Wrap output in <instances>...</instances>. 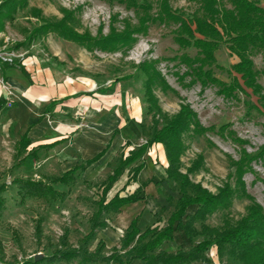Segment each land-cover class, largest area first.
Instances as JSON below:
<instances>
[{"label":"rangeland","instance_id":"1","mask_svg":"<svg viewBox=\"0 0 264 264\" xmlns=\"http://www.w3.org/2000/svg\"><path fill=\"white\" fill-rule=\"evenodd\" d=\"M147 1L151 5L150 12L153 13L159 0ZM167 1L171 8L181 11L185 17L200 12V0ZM218 3L229 6L228 0H218ZM260 3L264 6V0H260ZM66 10L70 14L65 19L68 27L79 33L86 31L95 37L106 34L111 26L115 30H121L124 19L133 25L136 23L134 11L119 0H25L23 5L17 3L3 17L0 28L3 29L4 23L7 24L8 38H5V42L8 45L3 48L8 50V62H13L15 67L22 65L23 73L31 77L30 82L34 80L36 84H40L44 79L45 83H59L62 87L69 86L75 90L70 104L61 99L42 115L45 126L49 127L53 121L56 124L60 122V126L72 129L70 133H66L64 140H72L80 128L93 126L91 123L100 116V109L105 114H115L118 111L121 119L116 125L117 131L112 135L115 141L110 142L109 151L113 150V154L105 164L107 172L119 155L142 143L154 127L163 123L165 116L175 112L181 102H186L195 111L201 125H212L214 129L196 132L190 128L182 133L184 149L179 156L180 170L186 171L197 156L201 155V160L195 162L196 168L188 172L190 180L200 182L212 192L224 182H228L234 189L227 207L217 208L201 221L194 219L190 224L196 229L200 222L219 226L223 218L233 222L245 213L250 199L235 182L234 163L239 159L242 149L251 155L248 167L241 175L243 191L264 209V105L261 104L264 98L251 93L248 88L246 91L237 89L230 94H223L213 83L192 82L191 74L185 73L188 67L175 56L182 52L194 56L195 48L180 47L175 42V22H149L146 32L134 34L136 40L124 50L100 49L86 42L64 38L54 30H34V27L44 21L60 19ZM250 56L256 70V81L264 95V61L261 51L253 49ZM214 58L212 63L203 68H209L212 75L229 82L234 74L230 64L237 60L236 55L221 41L214 51ZM143 59H155L156 69L166 83L163 85L156 82L152 86L160 111L148 106L144 95V74L138 67ZM10 101L8 99L5 105L9 107ZM59 102H62L61 109L57 110L56 103ZM54 110L57 111L56 114ZM107 123L110 134L114 125L110 120ZM220 124L225 125L221 130H216ZM37 127L31 125L28 130L35 132ZM15 133L14 130H9L8 149L0 151V183L5 184L0 194L3 198L0 206V264H20L27 259L33 260L34 253L41 254L37 258L38 264H78L76 257L47 260L44 255L77 246L88 230L89 217L96 207L100 179L91 182L84 179V173H76L66 182L50 183L57 192L54 196L23 194V189H18L14 178L31 177L48 182L50 176L59 174L63 168L54 163L53 157L41 162L32 160L30 155L36 156L37 148L33 150V154L28 155L27 160L19 162V157L25 151L14 155L15 149H11V146ZM105 136L106 134L101 135V144H105ZM48 139L50 137L43 138L44 141ZM61 144L65 146L67 143ZM38 148L40 153L52 151L43 145ZM139 160H143L144 164L139 172V179L156 178L155 182L161 184L159 195L164 198V202L152 217L160 227L179 195L177 184L164 176L166 160L162 156L160 144L157 152L144 153L124 168L123 174L128 175L130 167ZM194 208L195 204L188 205L185 214H190ZM112 214L101 215L106 225L95 229L93 237L86 244L88 250H93L99 238L105 242L100 250L102 254H107L113 246H118L122 233L119 235L121 230L116 229L112 222ZM39 217L41 234L38 237L33 226ZM139 224L142 225V221ZM63 231L64 244L60 241ZM202 236L203 234H196L189 241L182 230H174L172 240L163 241L158 248L167 251L187 249ZM204 253L210 258L209 262L191 261L185 264H238L236 259L228 256L226 249L217 253L215 245H210ZM88 264L104 263L94 261Z\"/></svg>","mask_w":264,"mask_h":264},{"label":"trees","instance_id":"2","mask_svg":"<svg viewBox=\"0 0 264 264\" xmlns=\"http://www.w3.org/2000/svg\"><path fill=\"white\" fill-rule=\"evenodd\" d=\"M119 1L125 7L131 8L136 14L134 25L124 19L121 30H115L111 26L106 34L95 37L86 31L79 33L68 27L65 19L70 14L66 10L64 16L60 19L44 21L34 27V30H54L64 38L86 42L100 49L124 50L136 40L134 34L146 32L149 22H175L177 24L173 37L175 42L180 47L192 46L195 48L194 56H190L186 52L175 56L179 62L188 67L185 73L191 74L190 80L192 82L213 83L218 87V91L223 94H230L237 89L246 91L248 88L251 93L264 98V95L260 92V84L256 81V70L250 56L251 51L257 49L261 51L264 61V6L260 3V0H228L229 6L219 4L218 0H200L199 14L195 13L190 17H185L181 11L171 8L167 0H159L153 13L150 12L151 5L147 0ZM17 3L23 5L25 0H0V23L3 17L15 8ZM221 41H224L229 51L237 57V60L230 64V69L234 74L229 82L212 75L209 68H203L204 65L214 61V51ZM3 62L8 63V66L14 64L13 62ZM16 66L24 72L22 65ZM138 67L144 74L143 87L148 106L160 111L152 86L156 82L163 85H166V83L159 70L156 69L155 59H143L138 63ZM261 104L264 105V101ZM47 106L44 110L47 109ZM154 121L155 119L152 122ZM224 125L220 124L216 130H221ZM28 127L29 125L16 140L14 155L25 151L26 146L29 144ZM190 128L196 132H203L213 130L214 126L201 125L195 111L189 104L181 102L175 112L164 117V121L159 127L153 128L147 139L129 149L125 155L118 157L117 163L111 172L100 183V193L95 200V210L89 217L88 230L80 238L77 246L55 250L49 255H44L45 259L66 260L76 257L78 264H88L94 261H100L104 264H111L112 262L127 264L134 258L140 259L143 264H185L191 261L207 263L210 258L204 252L210 245H215L217 253H221L223 249H226L228 256L236 259L238 264H264V209L249 194L243 191L244 185L241 175L244 169L248 167V162L251 159V155L245 152L244 149H242L239 159L235 160L234 163L235 182L241 192L250 199L245 213L233 222L229 221L228 218H223L219 226H210L200 222L199 228L196 229L190 224L194 219L201 221L205 215L217 208L227 207L234 192L228 182H224L217 187L215 192H212L201 185L200 182L190 180L188 172L196 168L195 162L201 160V155L197 156L196 161L192 162L186 168V171L180 170L179 156L184 149L182 133ZM116 131L117 127H114L109 138ZM108 143L109 140L92 156L81 160L58 175L50 176L48 182L30 177H18L14 178L13 181L17 182L19 190L23 189V194L38 197L54 196L57 192L50 183L66 182L72 179L77 170H82L86 165L96 160L104 152ZM153 143L162 144L166 159L164 172L168 178L177 184L179 193L164 224L160 227L152 225L139 229L136 225V217H132L119 239L118 246H113L109 253H100L101 248L104 246L102 239L96 241L92 251L88 250L86 244L93 237L95 229L106 225L101 215L116 212L123 203L139 198L140 186L125 195H119L115 192L107 200H105V192L123 169L138 159ZM47 144L51 143L40 145ZM34 149H29L25 155L19 157V161L26 155L33 154ZM141 166L142 162L131 166L128 179L134 178ZM4 188L5 184L1 182L0 194ZM2 204L3 198L0 195V206ZM190 204H195V208L190 214H185V209ZM183 217L185 219H182ZM40 221L41 217L34 221L33 226L34 233L38 237L41 234ZM177 229L182 230L189 241L196 234H203V236L187 249L177 248L174 251H167L158 248L163 241L172 240L173 232ZM60 241L64 244L65 231L61 234ZM20 264H38V261L37 259H27Z\"/></svg>","mask_w":264,"mask_h":264},{"label":"crops","instance_id":"3","mask_svg":"<svg viewBox=\"0 0 264 264\" xmlns=\"http://www.w3.org/2000/svg\"><path fill=\"white\" fill-rule=\"evenodd\" d=\"M5 38H8V29L6 23H4L3 29L0 28V48L8 45L5 42ZM29 76L30 75L24 74L23 71L14 65L8 66V63H4L3 61L0 62V151H2L3 148L8 149L9 130L12 129L16 132L13 139V144L11 146V149L12 147L15 149L14 144L19 138V135L26 129L28 125L29 127L31 125H36L38 127L35 132H30L28 130L29 127L27 129V136L30 142L26 146L24 155L29 149L37 148L36 156L30 155L32 160L36 159L37 161L41 162L48 160L49 157H53L52 160L54 163L62 167V171H64L81 160L95 154L109 140L104 152L96 160L86 165L82 170H77L75 172V174L84 173L86 175L84 176V179L88 181L93 182L99 178V183L103 182L105 177L111 172L112 168L117 163L116 161V163L111 166L110 170L106 172L104 168L105 164L113 154V150L109 151L110 142L115 141L112 137L109 138L112 131L110 134H108L110 126H108L107 122L110 120L111 124L114 125L112 127H116L117 123L121 119L118 111H116L115 114H105L102 112V109H100V116L95 122L91 123V125H93L92 127L80 128L76 132L74 139L64 140V138L67 137V134L70 133L72 129L62 127L60 126V122L59 124H56L55 121H53L49 127H46L43 118L41 119V117H43L42 115L48 111L51 105L53 106L55 102L61 101V99L63 100L62 102H68L70 104L73 101L72 94L75 92L74 88L69 86L62 87V85L59 83L53 84L54 82L45 83L44 79H42V82L40 81V84H36L33 79L32 82L29 81V78H31ZM8 99L11 100L9 107L5 105ZM82 100L85 101V99ZM62 102L56 103L58 104L56 105L57 110L61 109L60 106ZM46 106L47 109L44 110ZM54 108L55 106L53 109ZM55 111L56 110H54V114L57 112ZM102 134H106L105 144H101L102 142L100 137ZM45 137H50V139L44 141L43 138ZM44 143H51L43 145L44 147H47L48 150L51 149V152L48 151L47 154L42 152L40 153V149L38 147H40V144ZM61 143L67 144L62 146ZM158 144L161 146L162 156L165 159L164 149L161 143L151 144L144 153L149 154L151 151L157 152ZM67 145L68 149L66 150ZM128 150H126V152L122 153L121 155H125ZM27 158L28 155L22 158L19 162L23 161L24 159L27 160ZM139 162H143V160H139L138 163ZM143 168L144 164L142 163V166L135 174V177L129 179L128 176L130 175L131 171L128 175H124V172L122 171L105 192V200H107L115 192H117L119 195H125L133 191L136 187L140 186L138 199L123 203L116 212H113L114 216L112 218V222H114L116 225V229L121 230L119 235H121V233L123 234L126 225L132 217H136V225L139 227V229H143L145 226L156 225V221L152 219V217L155 216L154 214L156 209L163 205L164 198L159 195V190H162V188L160 182H155L156 178H153V180L149 178L139 179V172ZM102 175L103 177H100ZM164 176L168 178L166 174ZM140 221H142V225L139 224ZM127 264H143V262L140 259L134 258Z\"/></svg>","mask_w":264,"mask_h":264},{"label":"built area","instance_id":"4","mask_svg":"<svg viewBox=\"0 0 264 264\" xmlns=\"http://www.w3.org/2000/svg\"><path fill=\"white\" fill-rule=\"evenodd\" d=\"M1 61L8 62V50H5L3 47L0 48V62Z\"/></svg>","mask_w":264,"mask_h":264},{"label":"water","instance_id":"5","mask_svg":"<svg viewBox=\"0 0 264 264\" xmlns=\"http://www.w3.org/2000/svg\"><path fill=\"white\" fill-rule=\"evenodd\" d=\"M41 254L40 253H34L33 259H37Z\"/></svg>","mask_w":264,"mask_h":264}]
</instances>
